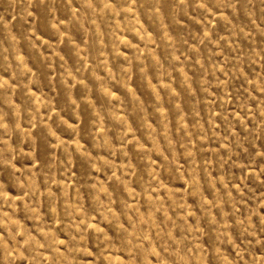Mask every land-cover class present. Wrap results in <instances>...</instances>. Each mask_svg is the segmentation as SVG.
Instances as JSON below:
<instances>
[{
  "label": "rangeland",
  "instance_id": "374dc122",
  "mask_svg": "<svg viewBox=\"0 0 264 264\" xmlns=\"http://www.w3.org/2000/svg\"><path fill=\"white\" fill-rule=\"evenodd\" d=\"M0 264H264V0H0Z\"/></svg>",
  "mask_w": 264,
  "mask_h": 264
}]
</instances>
